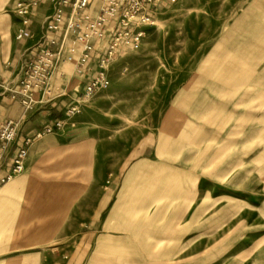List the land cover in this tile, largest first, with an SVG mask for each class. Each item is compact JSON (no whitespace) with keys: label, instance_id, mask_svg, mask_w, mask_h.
I'll return each mask as SVG.
<instances>
[{"label":"rangeland","instance_id":"obj_1","mask_svg":"<svg viewBox=\"0 0 264 264\" xmlns=\"http://www.w3.org/2000/svg\"><path fill=\"white\" fill-rule=\"evenodd\" d=\"M34 1L0 0V21L25 25ZM152 17L138 44L99 50L110 86L55 114L57 148L22 194L56 197L33 220L72 234L22 264L56 248L73 264H264V0L167 1Z\"/></svg>","mask_w":264,"mask_h":264},{"label":"crops","instance_id":"obj_2","mask_svg":"<svg viewBox=\"0 0 264 264\" xmlns=\"http://www.w3.org/2000/svg\"><path fill=\"white\" fill-rule=\"evenodd\" d=\"M38 1H40V5L31 7L29 11V16H32L29 26L20 24L12 15H6L0 21V77L4 81L12 80L27 61L34 59L43 49L51 46L52 40H58V33L51 32L47 28L49 19L57 7L56 2L44 4V0ZM164 3H158L157 8L162 7ZM98 5L101 6L102 2H99ZM66 12L68 15L70 14L69 8L66 9ZM115 24V21L106 24L104 28L106 41L111 40ZM71 45L79 50V44L74 40L69 46ZM69 46L62 47L61 56L63 55V57L56 62L53 69L54 98L49 99L48 95L39 94L38 98L43 100L42 105L37 110L28 111L20 100L11 99L9 96H0V125L12 120L18 124L19 130L18 137L6 150L5 164L0 170V177H5L13 172L15 157L26 145L27 137L34 136L44 125L56 122L58 118L55 114L57 112H64L71 106L79 104L81 102L79 98H81L86 87L98 75L99 66L97 63L99 61L96 58L99 50H102L100 43L95 45L94 58L90 65L84 67L83 74L78 73L79 67L76 64L78 58L74 57L72 60L66 58V54L70 51ZM58 48L55 46L56 51ZM49 134L30 144V160L27 170L22 174L14 175L10 182L0 188V234L25 236L19 242L20 244L13 241L11 244H15H10L11 246L6 244L0 246V264H20L22 261L18 253L21 250L27 251L50 243L57 235L72 234L71 231L69 232L70 227H58L55 220L51 223V221L44 220L47 219L45 217L41 218L37 224L33 220V216L37 215L36 212L39 215L55 214L56 208H50L46 205L55 204L57 202L56 197L22 194V189L27 184L26 179L22 177L34 167V158L37 153L40 150L57 148L58 137L53 135V137L47 138L46 136ZM39 204L44 206L36 207ZM39 236L43 237L41 241ZM26 237H32L30 242L25 240ZM33 251H28L30 253L28 254L30 257L28 261L32 262L33 257L39 256L42 257L40 264H73L69 260L57 259L55 253L60 251L58 248L48 251V259L44 251L38 250L36 253ZM52 257L54 259H51ZM27 263L31 264L30 262Z\"/></svg>","mask_w":264,"mask_h":264},{"label":"built area","instance_id":"obj_3","mask_svg":"<svg viewBox=\"0 0 264 264\" xmlns=\"http://www.w3.org/2000/svg\"><path fill=\"white\" fill-rule=\"evenodd\" d=\"M46 1V0H45ZM176 0H47L56 2V9L48 22V30L54 33L62 29V25L69 21V29L72 30L74 38H68V33L63 38L52 40L51 46L43 49L37 57L27 61L12 80L0 79V96H9L11 99L20 100L28 111L37 110L43 100L38 98L39 94L48 95L49 99L54 98L55 85L52 83V73L56 62L63 57L61 50L63 46H69L74 40L79 44V50L74 45L69 46L70 51L66 58L72 60L78 58L76 64L79 67L78 73H84V67L90 65L94 58L95 45L100 43L101 47L113 48L121 44H138L145 36V27L154 24L153 15L157 4ZM99 2L102 5L99 6ZM58 3V4H57ZM40 1L36 0L28 7L26 4H19V13L27 15L25 25L29 26L32 16H29L31 7H38ZM73 10V15L67 14L66 9ZM110 21H115L117 37L106 41L104 28ZM135 25L138 31L131 28ZM121 32H120V31ZM73 44H75L73 42ZM55 46H58L56 51ZM101 57L97 63L98 75L86 87L84 94L89 96L99 88H107L111 81L108 78L107 56ZM68 115H75L79 111L78 105L71 106ZM63 119L44 125L34 136L26 139V145L21 148L15 157L13 172L5 177H0V188L11 181L16 174H22L27 170L30 160L29 146L35 140L41 139L44 135L61 129ZM18 124L12 120L0 125V170L5 164L6 150L8 146L18 137Z\"/></svg>","mask_w":264,"mask_h":264},{"label":"bare ground","instance_id":"obj_4","mask_svg":"<svg viewBox=\"0 0 264 264\" xmlns=\"http://www.w3.org/2000/svg\"><path fill=\"white\" fill-rule=\"evenodd\" d=\"M47 138H51V137H53V135L52 134H49V135H47L46 136ZM1 233V232H0ZM0 236H1V234H0ZM27 238V239H26ZM25 238V240H27V242H30V239L32 238V237H26ZM42 236H39V240L41 241L42 240Z\"/></svg>","mask_w":264,"mask_h":264}]
</instances>
